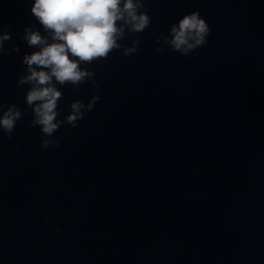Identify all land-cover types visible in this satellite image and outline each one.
I'll return each mask as SVG.
<instances>
[{
    "label": "water",
    "instance_id": "water-1",
    "mask_svg": "<svg viewBox=\"0 0 264 264\" xmlns=\"http://www.w3.org/2000/svg\"><path fill=\"white\" fill-rule=\"evenodd\" d=\"M33 3L0 0V103L23 113L10 139L0 130V264H264V0H147L137 53L81 65L100 100L48 149L17 87L37 50L18 33L45 35ZM192 11L208 43L156 52ZM57 87L58 119L93 95Z\"/></svg>",
    "mask_w": 264,
    "mask_h": 264
},
{
    "label": "clouds",
    "instance_id": "clouds-1",
    "mask_svg": "<svg viewBox=\"0 0 264 264\" xmlns=\"http://www.w3.org/2000/svg\"><path fill=\"white\" fill-rule=\"evenodd\" d=\"M146 3L147 0H34L31 14L45 35L35 25L26 26L22 34L18 33L29 48L37 50L23 55L25 68L17 87L30 86L25 103L32 113L30 126L38 127L42 133L41 149L59 146L60 138L55 133L64 126L78 127L79 121L100 100L95 73L81 65L107 60L113 51H122L125 57L137 53L139 34L152 23ZM209 34L207 21L199 11H192L173 23L167 35L161 33L157 37L155 51L167 49L188 57L208 43ZM128 38H131L130 45L123 44ZM10 39L11 33L0 32V55L9 54L4 43ZM12 50L19 53L20 46L14 45ZM88 82L93 86L88 102L74 100L68 114L58 119L63 111L58 102L64 93L57 84L78 89ZM22 118L23 113L16 104L0 103V130L9 139Z\"/></svg>",
    "mask_w": 264,
    "mask_h": 264
}]
</instances>
